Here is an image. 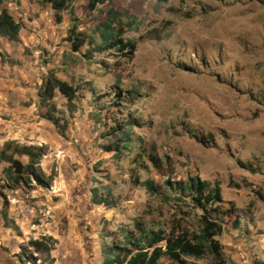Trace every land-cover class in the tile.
<instances>
[{"label":"rangeland","instance_id":"374dc122","mask_svg":"<svg viewBox=\"0 0 264 264\" xmlns=\"http://www.w3.org/2000/svg\"><path fill=\"white\" fill-rule=\"evenodd\" d=\"M26 1L47 9L41 22L34 8L12 11L30 39L26 54L37 61L34 81L41 84L51 70L78 91L73 104L58 93L53 99L55 117L67 124L61 152L37 101L53 141L40 146L51 185L3 190L14 225L5 227L0 216V264H101L103 242L136 233L137 223L167 233L193 229L198 212L175 200L164 180L194 176L218 182L238 210L240 229L217 238L226 263L264 261V0H114L126 23L121 40L136 47L130 59L95 49L107 5L88 12V0H70L56 23L43 0ZM72 24L91 37L78 54L65 41ZM115 92L125 102L113 104ZM130 120L137 124L133 138L143 143L116 158L104 148L117 139L112 128ZM135 177L154 182L158 194L134 184ZM94 189L108 203L93 204ZM43 236L57 242L49 256L28 244Z\"/></svg>","mask_w":264,"mask_h":264},{"label":"trees","instance_id":"16d2710c","mask_svg":"<svg viewBox=\"0 0 264 264\" xmlns=\"http://www.w3.org/2000/svg\"><path fill=\"white\" fill-rule=\"evenodd\" d=\"M9 0H0V37L7 38L13 43L19 41V33L23 29L21 22L15 20L3 5ZM114 0H88L86 10L95 11L99 6H108L106 19L97 27L100 44L96 45V51H114L119 55L114 57H127L130 59L136 47L130 41L124 42L126 23L122 18L124 14L113 7ZM163 2L164 0H156ZM18 2H16L17 4ZM70 0H43V4L50 5L55 12L56 23L62 18L60 13L67 10ZM76 20H71L74 22ZM91 37L87 34L77 33V27L72 26L67 31L66 42L69 43L74 54L80 53V49L88 43ZM90 43V42H89ZM0 57L3 58L2 54ZM77 88L56 76L51 70L42 75L41 85L37 91L41 118L52 124L60 137L65 139L67 124H60L55 117L56 105L53 99L56 93L61 95L68 104H73L77 99ZM113 104L122 100L120 92H115ZM128 98V96H127ZM126 99V98H125ZM130 103H131V99ZM136 122L126 121L122 125L112 128L117 132V139L111 141L104 148L105 151L113 153L116 158L127 155L136 149L137 144H142V138L134 137V126ZM112 133L107 136H111ZM202 144H206L203 140ZM139 150L147 153V150L139 146ZM45 156V149L40 146L20 144L14 140L5 141L0 146V165L5 164L3 169V180L0 185V216L5 227L14 222L9 218L8 200L3 190H35L36 188L48 189L51 178L43 172L40 163ZM148 158L154 165H158L153 156ZM23 159L25 162H23ZM134 184L141 186L151 195L159 192V187L150 180L139 182L135 177ZM164 186L175 192V200L184 199L198 212L196 214V226L193 229L174 226L168 233L162 230H146L137 223L136 233H125L120 240L103 242L101 246V264H161L167 260L172 264H187L188 260L206 261L205 264H227L224 259V247L218 241V237L231 230L240 229V216L235 204L223 198L219 183L201 180L198 176L186 177L178 182H171L170 178L164 180ZM92 193L93 204H104L106 201L99 195V190L94 189ZM109 193V192H108ZM110 195V193H109ZM108 203V202H106ZM108 236H104L106 239ZM56 240L51 236H43L40 239H31L28 244L35 253L50 255ZM22 259V257H21ZM254 264H264V261H256Z\"/></svg>","mask_w":264,"mask_h":264},{"label":"crops","instance_id":"0c3cea01","mask_svg":"<svg viewBox=\"0 0 264 264\" xmlns=\"http://www.w3.org/2000/svg\"><path fill=\"white\" fill-rule=\"evenodd\" d=\"M35 3L18 0L16 4L9 0L3 8L7 9L15 20H18L19 15L14 16L12 11H16L17 8L24 10L28 7L34 8L35 12L39 13L37 20L41 22L45 19L47 9L38 8ZM24 36L22 29L19 33V41L24 43L22 46L19 41L13 43L7 38L0 37V54L3 56L0 57V146L8 140L26 145L52 146L53 141L48 138L49 133L42 128L44 121L39 120L37 116V91L41 84L34 81L37 61L26 54V51L30 52L32 48L27 47L31 45L28 44L30 39ZM56 136L58 147L55 148L57 152H61L59 147L64 149L62 146L65 143L61 142L60 136Z\"/></svg>","mask_w":264,"mask_h":264}]
</instances>
